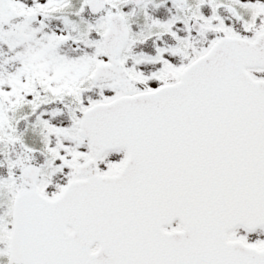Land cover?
Masks as SVG:
<instances>
[{
	"label": "snow or ice",
	"instance_id": "obj_1",
	"mask_svg": "<svg viewBox=\"0 0 264 264\" xmlns=\"http://www.w3.org/2000/svg\"><path fill=\"white\" fill-rule=\"evenodd\" d=\"M0 264H264V0H0Z\"/></svg>",
	"mask_w": 264,
	"mask_h": 264
}]
</instances>
